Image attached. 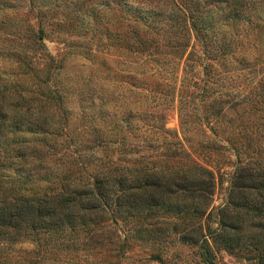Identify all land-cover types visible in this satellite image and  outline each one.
Listing matches in <instances>:
<instances>
[{"label":"trees","instance_id":"obj_1","mask_svg":"<svg viewBox=\"0 0 264 264\" xmlns=\"http://www.w3.org/2000/svg\"><path fill=\"white\" fill-rule=\"evenodd\" d=\"M171 1L187 21L124 2L130 39L115 41V25L104 27L106 45L117 46L113 56L104 51V133L91 138L96 150L104 146V161L87 165L68 148L76 137L53 84L57 67L40 75L33 66L54 57L38 21L23 29L27 42L12 41L30 85L20 69L0 82V264H104V246L116 255L134 242L165 241L158 225L170 216L211 209L225 150L233 154L225 203L234 196L245 205L249 188L264 198V51L254 50L264 34L258 44L248 34L264 26V0L254 22L252 0H188L184 10ZM173 101L183 141L164 125ZM201 230L179 238L196 243Z\"/></svg>","mask_w":264,"mask_h":264},{"label":"rangeland","instance_id":"obj_2","mask_svg":"<svg viewBox=\"0 0 264 264\" xmlns=\"http://www.w3.org/2000/svg\"><path fill=\"white\" fill-rule=\"evenodd\" d=\"M173 1L180 9L187 8L188 0ZM124 2L142 8H161L169 13L171 22L187 21L181 10L171 9V0H4L0 3V82H6L14 71L20 69L24 71L18 78L23 80V85H30L29 69L18 65L12 57V41L27 42L22 34L23 29L27 26L35 28L38 21L43 42L54 57L50 64L37 60L33 66L37 67L40 75L48 65L51 69L57 67L53 84L63 90L62 106L69 120L67 133L76 137L68 148L87 165L95 160L104 161V146L96 150L91 142L92 134L103 136L104 133V84L108 83L104 79V51L113 56L117 49L116 45H106L109 40L104 27L115 25V30L109 34L115 37V41L116 36L130 37L125 22L127 12L123 9ZM258 3L259 0L251 1L253 22V16L259 12ZM166 16L164 14L163 18ZM248 34L250 39L257 37L255 44H258L264 34V26H250ZM25 46L22 47L24 51ZM28 46V53H32L30 42ZM260 49L264 51V44L254 50L259 52ZM122 50L125 56L135 58L133 52L126 48ZM55 63L58 65L54 66ZM130 66L133 68L134 65ZM136 97L132 88L128 93L129 105L136 103ZM109 112L113 113V109ZM164 125L175 139L183 141L186 138L179 126L175 101L165 108ZM60 139L63 140L62 137ZM229 152L224 151L220 177L212 193L211 209L198 217L188 214L182 219L176 215L170 216V221L165 225H158L165 226L164 233L168 235L165 241L157 239L152 245L134 242L116 255H111L109 245L104 246V264H264V198L256 196L255 190L249 188L245 192L244 202H248L245 205L234 204V196L232 202L225 203L227 172L232 168L233 160V154ZM92 153L97 155L96 159ZM174 199L188 200L186 196ZM205 223L208 229L203 227ZM199 228L204 232L205 239L199 238L194 243L179 238V233L194 234ZM50 264L92 263L91 260H77Z\"/></svg>","mask_w":264,"mask_h":264}]
</instances>
